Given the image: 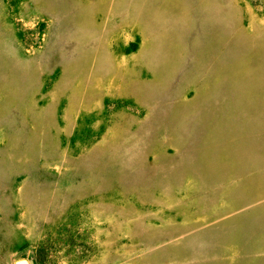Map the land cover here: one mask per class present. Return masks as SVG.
Segmentation results:
<instances>
[{
    "label": "rangeland",
    "instance_id": "1",
    "mask_svg": "<svg viewBox=\"0 0 264 264\" xmlns=\"http://www.w3.org/2000/svg\"><path fill=\"white\" fill-rule=\"evenodd\" d=\"M264 264V0H0V264Z\"/></svg>",
    "mask_w": 264,
    "mask_h": 264
},
{
    "label": "water",
    "instance_id": "2",
    "mask_svg": "<svg viewBox=\"0 0 264 264\" xmlns=\"http://www.w3.org/2000/svg\"><path fill=\"white\" fill-rule=\"evenodd\" d=\"M18 264H24L23 262H19Z\"/></svg>",
    "mask_w": 264,
    "mask_h": 264
}]
</instances>
